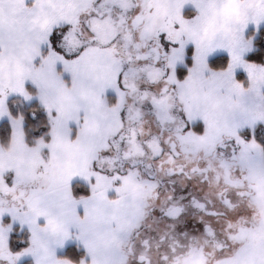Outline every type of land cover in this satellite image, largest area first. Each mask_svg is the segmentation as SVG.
<instances>
[{"label":"snow or ice","instance_id":"1","mask_svg":"<svg viewBox=\"0 0 264 264\" xmlns=\"http://www.w3.org/2000/svg\"><path fill=\"white\" fill-rule=\"evenodd\" d=\"M0 264H264V0H0Z\"/></svg>","mask_w":264,"mask_h":264}]
</instances>
